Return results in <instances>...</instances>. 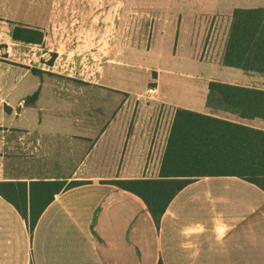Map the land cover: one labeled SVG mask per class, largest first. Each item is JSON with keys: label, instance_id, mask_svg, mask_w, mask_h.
<instances>
[{"label": "crops", "instance_id": "obj_1", "mask_svg": "<svg viewBox=\"0 0 264 264\" xmlns=\"http://www.w3.org/2000/svg\"><path fill=\"white\" fill-rule=\"evenodd\" d=\"M228 2L0 0V188L21 193L7 188L25 183L27 202L32 195L40 211L31 232L0 194V264H264L258 186L235 176L197 178L156 225L137 194L112 183L160 178L176 109L264 130V119L207 105L212 81L264 90V74L221 63L233 10L256 8ZM15 26L39 31L42 41L13 40ZM58 38L70 41L64 52L57 41L42 51ZM128 69L155 73L150 88L174 107L171 117L128 108ZM58 181L83 183L57 192Z\"/></svg>", "mask_w": 264, "mask_h": 264}, {"label": "trees", "instance_id": "obj_2", "mask_svg": "<svg viewBox=\"0 0 264 264\" xmlns=\"http://www.w3.org/2000/svg\"><path fill=\"white\" fill-rule=\"evenodd\" d=\"M11 38L30 43L42 41L39 31L23 26H15ZM221 63L244 72L264 74V7L233 10ZM207 105L244 119H264V90L212 81ZM159 173L157 179L112 182L137 194L156 225L173 197L200 177L235 176L264 191V130L188 109H176ZM82 183L71 181L64 185L58 181L57 192L63 186L66 189ZM8 187L21 193H2L0 188V194L17 208L32 232L40 216V211L32 210L36 201L31 195L27 202L25 183ZM47 202L49 199L40 204L42 209ZM27 205L31 206L29 213Z\"/></svg>", "mask_w": 264, "mask_h": 264}, {"label": "rangeland", "instance_id": "obj_3", "mask_svg": "<svg viewBox=\"0 0 264 264\" xmlns=\"http://www.w3.org/2000/svg\"><path fill=\"white\" fill-rule=\"evenodd\" d=\"M228 6H234V7H264V0H228ZM15 11H17V7H13ZM27 10L31 9V7H26ZM56 41H57V45L62 46L61 50L64 52L65 48L67 47L66 45L68 43H70L69 40H66L64 38H58V39H54L52 41L53 45L50 46L49 40H46L47 46L42 43V51H46L47 52V48L51 47L53 49H55L56 47ZM67 43V44H66ZM3 46V45H2ZM1 46V47H2ZM34 50H31V52H33ZM30 51L27 52V55L25 56V58L27 59H35L34 55H30L29 54ZM36 52L38 53V55L41 53V49L36 50ZM4 53V49L1 48L0 51V56H3ZM55 53H52V57L50 59H48L46 61L47 64H49L50 62H53L54 59V55ZM11 58H18L15 54L11 55ZM39 60H37L36 63H38ZM185 72V71H182ZM43 78H45L47 81H52L54 79V75L50 72L47 73H42ZM155 76V73H153V71L150 70H145V69H141V70H123L122 71V77H123V81L124 82H128L130 79V82L123 84V89L130 91V93H123L122 98H123V102L125 100V95H129L132 97V99L130 98V100L127 102L128 108L131 107V109L133 111H137L138 109H143V108H147V109H159L160 111H164L166 112V114L168 115V118L171 117L172 113H173V109L174 107L172 105H168L166 103H161L159 102V98L158 95L153 94L154 97H150V94H147V90L150 87L155 86L154 81L150 78ZM127 78V80H126ZM150 78V79H149ZM181 80H185L184 78H180ZM261 79V78H260ZM48 83V82H46ZM262 85H264V80H262ZM51 87V86H50ZM47 89H45V91L48 92V87L46 86ZM170 89L172 91H176V89H174V87H169V86H165V89ZM189 88V87H188ZM203 88V86H199L197 87L198 91L199 89ZM180 94L179 92L176 93V95ZM138 97V99L136 98ZM107 102H108V92H107ZM11 135V138L16 139L18 137V132L16 131H12L9 132ZM15 152H17V150L15 149Z\"/></svg>", "mask_w": 264, "mask_h": 264}, {"label": "built area", "instance_id": "obj_4", "mask_svg": "<svg viewBox=\"0 0 264 264\" xmlns=\"http://www.w3.org/2000/svg\"><path fill=\"white\" fill-rule=\"evenodd\" d=\"M148 94H150V95L157 94V89L156 88H149Z\"/></svg>", "mask_w": 264, "mask_h": 264}]
</instances>
